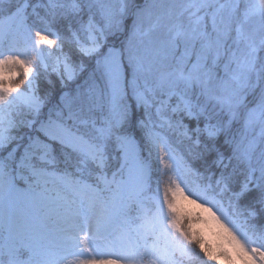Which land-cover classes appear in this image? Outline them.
I'll use <instances>...</instances> for the list:
<instances>
[{"label":"snow or ice","instance_id":"1","mask_svg":"<svg viewBox=\"0 0 264 264\" xmlns=\"http://www.w3.org/2000/svg\"><path fill=\"white\" fill-rule=\"evenodd\" d=\"M28 7L24 0L0 17V151L7 149L0 155V264H192L204 257L264 264V0L242 16L238 3L216 7L214 0H49L50 15L59 9L68 20L79 55L77 65L66 56L52 71L62 89L87 75L62 90L44 118L45 102L34 93L40 67L47 71L40 46L57 40L33 32ZM176 7V20L188 13L189 22L168 27L162 21ZM253 17L258 27H249ZM174 98L171 112L204 173L186 164L199 181L195 190L185 191L178 171L161 194L159 179L152 187V152L143 149L158 144L149 128L153 109L159 115ZM23 127L29 132L13 135ZM165 155L158 159L170 170ZM57 185L79 199L61 196ZM53 204L58 234L47 223ZM93 219L94 229L84 231L81 222ZM99 244L111 250L106 258L78 259L80 249Z\"/></svg>","mask_w":264,"mask_h":264},{"label":"rangeland","instance_id":"2","mask_svg":"<svg viewBox=\"0 0 264 264\" xmlns=\"http://www.w3.org/2000/svg\"><path fill=\"white\" fill-rule=\"evenodd\" d=\"M54 2L67 4V3H70V0H54ZM158 2H162L165 5H171V4L181 5L183 3H186L187 0H158ZM23 3H24V0H13V2H11L10 0H2V3H0V17L9 15L10 14L9 10L15 11L16 7L18 5L23 4ZM28 3H29V7L26 10V14L28 17V25L33 29V32L35 30H40V29H44V30L49 31L50 29H46V27H47L46 23L42 22V20H41V18H43V17H41L42 11L43 12L51 11L47 7L49 4V0H28ZM38 3L43 5V7H37L36 8V13L39 14L37 16L36 13H33L32 9H33V6H35ZM235 3H238L240 5L239 14L242 16L243 11H244L246 6L258 4L259 0H214V4L216 7H218L219 4L231 5V4H235ZM212 10H214V9H209V11H212ZM179 11H180L179 7H176L175 9H173L172 19H168L167 17H165V19L162 21V23L167 25L168 27H171L173 24H175L177 22L182 23L184 25H187L189 22L188 21V13H185L182 17H180L179 21L176 20L175 13H177ZM56 12L59 13L60 10L57 9ZM201 14H203V13H201ZM221 14L226 17L227 16V10H225ZM43 20H44V18H43ZM86 20H87V16H86ZM258 24H259V18L253 17L252 20H250V22H249V27H258ZM209 31H211L210 26H209ZM164 32H166V28H162L160 30V32L158 33V35H162ZM233 35H235L234 32H233ZM40 47L46 50L43 53L42 59H43L44 64L47 65V68H50L52 70V68L56 65L58 59L61 61V66H62V62L67 55L65 54V52H63L61 50V47L58 45V43H57V45H53L51 48H49L46 45H41ZM183 51H184V47H183V44H181L177 48V50L175 52V56L180 57L182 55ZM261 54L264 55V53H261ZM193 59H194V57H193ZM70 62L74 66L78 64V63H74L71 59H70ZM172 63H175V60H173ZM41 67H43V66H41ZM162 70H164V69H162ZM85 74H86V72L79 74L77 77H79L80 75H85ZM69 83H71V82H68L67 84H69ZM24 90H25L24 85H22L21 91H24ZM34 93L37 97H39L37 92H36V85L34 88ZM174 103H175V98L171 102V105H166L164 108H162L161 113L159 115H157L155 113V109H153L152 123L149 125V128H150L151 132L155 135V137L158 141V144H157V146H152L151 144H146L147 148H146V150H143V154L145 156H147V153L150 149L152 152V155L149 158V163H151V161H155L161 167V170H165V169H163V166L160 164L158 157L162 151L164 153H166V155H165L166 161L170 165H173V168L171 169L172 172H175L174 174H177V172L180 171L183 175L189 176L190 180H191V187L190 188L195 190L196 185H197V183H199V181L194 182L195 178L192 177L189 173H187L186 170H184V165H186L188 163L185 160L184 155H183L181 148L179 146V144L181 143L180 140L182 139V136H184L183 135L184 130L178 124V121L181 119L180 115L174 114L171 112V106H174ZM239 125H240V128H242V121L239 123ZM27 131L29 132V129ZM258 132H259V126L257 125L255 128V133H258ZM173 133H175L176 135L174 137H170L169 135L173 134ZM177 136H181V137L179 139H177L176 138ZM24 142L27 143V140H25ZM6 154H7V149L0 151V155H6ZM57 190L60 192L61 196H67L69 199H79V197L76 196L75 193H72L70 191L63 189V187L60 185H57ZM191 197L196 199L195 195H192ZM218 199H219V197H218ZM199 202H203V201L201 200ZM222 203H224L225 207H227V198L226 197H224ZM208 206H211V205H208ZM51 207H52L51 218L47 222L48 228L54 234H58V229L60 227H62L63 225L59 224L57 222V217L55 214V209L57 206L55 204H53ZM23 210L27 211L28 209L25 208ZM60 210L63 211V209H60ZM213 210L216 211V208H213ZM219 214L220 213L217 212V215H219ZM81 223H82V227L84 228V231H88L89 227L94 229V226H95L94 219H93V221L90 222V224H83V222H81ZM250 235H251V233H250ZM253 246H255V245H253ZM93 247L94 248H93L92 252H86V251H83L82 249L79 250V252H81L82 254L79 255L78 259H85L86 260V259H92V258H96V259L106 258V255L111 251L108 247H106L103 244L93 245Z\"/></svg>","mask_w":264,"mask_h":264},{"label":"trees","instance_id":"3","mask_svg":"<svg viewBox=\"0 0 264 264\" xmlns=\"http://www.w3.org/2000/svg\"><path fill=\"white\" fill-rule=\"evenodd\" d=\"M13 2V0H10ZM41 17L44 18V20L48 21L46 29H50L49 31L45 30V34L49 35L50 39L57 40L58 45L61 47L62 51L65 52V54L74 62L79 63V55L76 51L75 44L72 41L71 33L68 31V20L63 19L60 17L59 13L54 17L50 15L49 12H41ZM84 21H86V16H84ZM72 27L73 30L80 29V23H78L75 19L72 20ZM36 70V66H34V73ZM40 76L38 77L36 81V92L38 96L45 102V107L42 109V118H44L47 114L49 109L52 107V105L56 102V100L59 97L60 92L63 91H72L76 84L79 82H82V80L85 78L87 73L85 75H80L77 77V79L69 84L65 88H61L60 80L58 79L57 75L50 69L47 68V71L43 67H40ZM49 80H51V84L49 83ZM51 101V102H49ZM22 106V105H21ZM183 123L188 125L189 128H191L194 125V122H190L187 118L183 119ZM235 129H241L239 123L234 125ZM28 128L23 127L19 130L14 129L13 135L19 136L21 133H28ZM176 134H170V137H174ZM181 136H177L176 138L179 139ZM180 148L184 155L185 160L188 164H191L193 168L199 170L200 172L204 173V165L201 161H193L191 157L189 156V150L190 148H194L195 146L192 144L190 140L186 136H182V139L180 140ZM14 143H25L24 141H16ZM147 145H145L143 150H146ZM223 151V149H222ZM230 150L228 152H225V155H229ZM213 157L208 158V164H211ZM151 167H152V187L153 191H155L156 188V181L157 179L160 180V188H161V194L164 184L168 181L169 177L176 178L177 174H174L175 172H172L170 169L161 170V167L155 162L151 161ZM211 172H215L217 175L219 174V169L215 167V165H212ZM183 175V174H182ZM207 175V173H205ZM183 179L185 181V184H182V186H185V191L188 192L189 188L191 187V180L189 176L183 175ZM227 198V194L225 195ZM192 198V197H191ZM194 199V198H192ZM199 202V201H198ZM153 208L155 207V204L153 203L151 205ZM195 211H200L199 209H195V206H190ZM192 264H214L212 261H207V258L204 257L203 260H194L192 261Z\"/></svg>","mask_w":264,"mask_h":264},{"label":"bare ground","instance_id":"4","mask_svg":"<svg viewBox=\"0 0 264 264\" xmlns=\"http://www.w3.org/2000/svg\"><path fill=\"white\" fill-rule=\"evenodd\" d=\"M91 247L94 248L93 245H92ZM80 250H81V249H80ZM82 250H83V249H82ZM78 257H79V256H78ZM99 259H100V258H99Z\"/></svg>","mask_w":264,"mask_h":264}]
</instances>
